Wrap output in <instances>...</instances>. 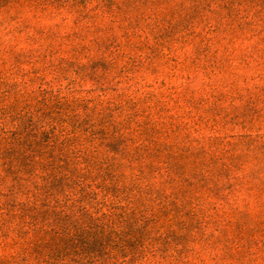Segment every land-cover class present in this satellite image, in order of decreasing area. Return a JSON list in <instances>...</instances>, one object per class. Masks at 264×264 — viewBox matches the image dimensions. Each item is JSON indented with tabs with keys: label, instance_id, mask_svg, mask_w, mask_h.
<instances>
[{
	"label": "rangeland",
	"instance_id": "374dc122",
	"mask_svg": "<svg viewBox=\"0 0 264 264\" xmlns=\"http://www.w3.org/2000/svg\"><path fill=\"white\" fill-rule=\"evenodd\" d=\"M1 127L167 170L153 262L264 264V0H0Z\"/></svg>",
	"mask_w": 264,
	"mask_h": 264
},
{
	"label": "trees",
	"instance_id": "16d2710c",
	"mask_svg": "<svg viewBox=\"0 0 264 264\" xmlns=\"http://www.w3.org/2000/svg\"><path fill=\"white\" fill-rule=\"evenodd\" d=\"M76 157L68 170L36 141L0 128V264H159L145 247L162 235V216L138 201L167 170L129 155ZM166 236L198 240L183 229Z\"/></svg>",
	"mask_w": 264,
	"mask_h": 264
}]
</instances>
